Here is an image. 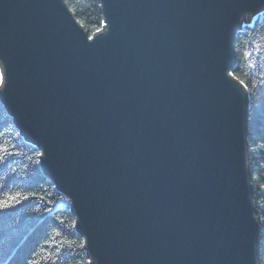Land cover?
<instances>
[{
  "label": "water",
  "instance_id": "water-1",
  "mask_svg": "<svg viewBox=\"0 0 264 264\" xmlns=\"http://www.w3.org/2000/svg\"><path fill=\"white\" fill-rule=\"evenodd\" d=\"M0 0L1 104L90 264H260L235 40L264 0Z\"/></svg>",
  "mask_w": 264,
  "mask_h": 264
},
{
  "label": "trees",
  "instance_id": "trees-1",
  "mask_svg": "<svg viewBox=\"0 0 264 264\" xmlns=\"http://www.w3.org/2000/svg\"><path fill=\"white\" fill-rule=\"evenodd\" d=\"M67 1L91 37L103 28L97 0ZM235 54L232 74L250 101L249 161L264 264V13L239 33ZM40 156L0 101V264H90L69 199L44 176Z\"/></svg>",
  "mask_w": 264,
  "mask_h": 264
},
{
  "label": "snow or ice",
  "instance_id": "snow-or-ice-1",
  "mask_svg": "<svg viewBox=\"0 0 264 264\" xmlns=\"http://www.w3.org/2000/svg\"><path fill=\"white\" fill-rule=\"evenodd\" d=\"M5 87V82L3 76H0V89Z\"/></svg>",
  "mask_w": 264,
  "mask_h": 264
},
{
  "label": "rangeland",
  "instance_id": "rangeland-1",
  "mask_svg": "<svg viewBox=\"0 0 264 264\" xmlns=\"http://www.w3.org/2000/svg\"><path fill=\"white\" fill-rule=\"evenodd\" d=\"M254 22V19H252V22L251 23H253Z\"/></svg>",
  "mask_w": 264,
  "mask_h": 264
}]
</instances>
